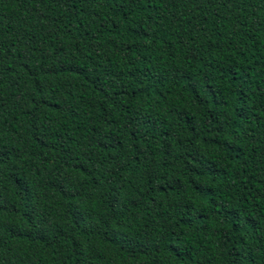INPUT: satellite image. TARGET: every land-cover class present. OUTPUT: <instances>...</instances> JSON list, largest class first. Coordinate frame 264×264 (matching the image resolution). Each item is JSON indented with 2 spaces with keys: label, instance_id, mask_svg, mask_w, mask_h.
<instances>
[{
  "label": "trees",
  "instance_id": "obj_1",
  "mask_svg": "<svg viewBox=\"0 0 264 264\" xmlns=\"http://www.w3.org/2000/svg\"><path fill=\"white\" fill-rule=\"evenodd\" d=\"M0 264H264V0H0Z\"/></svg>",
  "mask_w": 264,
  "mask_h": 264
}]
</instances>
